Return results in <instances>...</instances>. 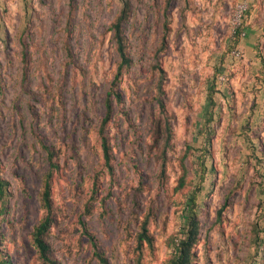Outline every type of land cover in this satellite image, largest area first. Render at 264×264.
<instances>
[{
	"label": "rangeland",
	"instance_id": "obj_1",
	"mask_svg": "<svg viewBox=\"0 0 264 264\" xmlns=\"http://www.w3.org/2000/svg\"><path fill=\"white\" fill-rule=\"evenodd\" d=\"M260 64L264 0H0V264H45V177L58 264H168L192 197L191 264H264Z\"/></svg>",
	"mask_w": 264,
	"mask_h": 264
},
{
	"label": "trees",
	"instance_id": "obj_2",
	"mask_svg": "<svg viewBox=\"0 0 264 264\" xmlns=\"http://www.w3.org/2000/svg\"><path fill=\"white\" fill-rule=\"evenodd\" d=\"M243 17V15H242ZM242 20L240 21L241 25ZM237 39L242 35V32H238ZM114 36L116 38L117 43V50L120 56V61L117 66V72L114 75V80L112 81L113 90L108 92V95L114 96L116 99L120 97L119 92L116 91L114 86H116L117 80H119V77L122 73V69L126 66V64L129 62L128 57L125 55L124 48H123V42H122V36L119 30V25L115 26L114 28ZM258 68V71L263 75L264 77V65L260 64ZM264 80V78H263ZM105 117L103 119L104 123L107 120V118L110 117L111 111H112V104H111V98L109 97L106 104H105ZM101 148L103 152V159L104 164L106 167L111 171L112 166L110 164V145L109 142L106 140L105 136L101 137ZM2 184L0 181V195L3 193ZM50 185L47 177L44 178L42 189L40 191V198H41V205L44 209V214L38 224L34 227L33 232L31 234V243L36 249V252L38 253L39 258L42 260L45 264H58L54 259L50 257L49 254V246L44 240V235L47 233L48 229L50 228L52 224V206H51V197H50ZM187 216L184 218V224H183V235L179 238L176 246L174 247V250L172 252V257L169 259L168 264H191L192 263V248L194 246V243L197 240L198 235V218L196 213V203L195 198L192 197L190 204H188L187 208ZM133 243L134 248L140 249L143 243H151V236L148 234L146 221H144L141 224L140 230L136 232L133 235ZM92 244L95 246V242H92ZM96 255L98 256L99 260L106 264V259L101 256L99 252H96Z\"/></svg>",
	"mask_w": 264,
	"mask_h": 264
},
{
	"label": "built area",
	"instance_id": "obj_3",
	"mask_svg": "<svg viewBox=\"0 0 264 264\" xmlns=\"http://www.w3.org/2000/svg\"><path fill=\"white\" fill-rule=\"evenodd\" d=\"M246 7H247V4L245 2H242V3L239 4L238 10H237V14H236V17H235V21H234V25H236V26L240 25V20H241L242 14H243L244 10L246 9ZM232 55L233 56H239L240 55V50L239 49L233 50L232 51Z\"/></svg>",
	"mask_w": 264,
	"mask_h": 264
},
{
	"label": "crops",
	"instance_id": "obj_4",
	"mask_svg": "<svg viewBox=\"0 0 264 264\" xmlns=\"http://www.w3.org/2000/svg\"><path fill=\"white\" fill-rule=\"evenodd\" d=\"M249 29V28H248ZM245 35V32H242V37ZM241 44H240V47L241 46H244V45H249L250 46V42H248V40H241V42H240Z\"/></svg>",
	"mask_w": 264,
	"mask_h": 264
}]
</instances>
